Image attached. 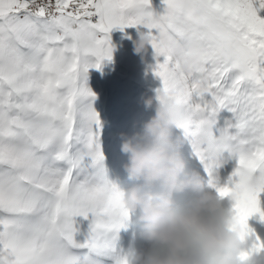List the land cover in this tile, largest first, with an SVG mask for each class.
Returning a JSON list of instances; mask_svg holds the SVG:
<instances>
[{"label":"snow or ice","instance_id":"1","mask_svg":"<svg viewBox=\"0 0 264 264\" xmlns=\"http://www.w3.org/2000/svg\"><path fill=\"white\" fill-rule=\"evenodd\" d=\"M163 3L155 15L151 0H0V264H121L130 214L107 177L86 79L111 60L114 28L140 26L158 58L157 92L179 105L177 129L209 186L238 193L242 261L264 264V240L247 225L253 214L264 221V0ZM222 111L231 115L221 125ZM225 154L237 166L221 184ZM75 217L90 220L83 242Z\"/></svg>","mask_w":264,"mask_h":264},{"label":"clouds","instance_id":"2","mask_svg":"<svg viewBox=\"0 0 264 264\" xmlns=\"http://www.w3.org/2000/svg\"><path fill=\"white\" fill-rule=\"evenodd\" d=\"M133 50L143 56L151 45L147 32L132 41ZM190 55L180 70L191 75L197 43L189 45ZM172 94L156 92L144 100L146 108L156 101L155 115L139 131L120 133V151L127 156L123 171L133 185L120 189L122 202L135 217V238L148 247L123 251L121 264H244L243 228L224 200L208 181L188 166L182 148L185 140L175 134L182 112ZM191 197L180 203L178 194ZM227 198L231 203L235 196Z\"/></svg>","mask_w":264,"mask_h":264},{"label":"rangeland","instance_id":"3","mask_svg":"<svg viewBox=\"0 0 264 264\" xmlns=\"http://www.w3.org/2000/svg\"><path fill=\"white\" fill-rule=\"evenodd\" d=\"M254 7L258 5L254 4ZM155 15L163 14L165 5L163 0H151L149 9ZM258 15L264 18V9L258 11ZM148 30L140 27H130L121 30L114 28L110 33V43L112 45L111 60L105 59L101 62L99 69L92 67L88 69L86 86L91 89L94 98L91 99L92 107L99 116L101 122V142L105 154V167L108 179L119 189H127L133 185L123 171V164L127 161V156L120 151V133L131 135L139 131L142 125L155 115L156 101L153 99V106L146 108L144 100L154 98L158 89L162 87V81L154 73V66L157 63L154 49L148 46L147 52L143 56L138 55L133 50L132 41L138 38L139 32ZM162 62L163 58H159ZM90 61L96 63V58L91 57ZM230 113L222 111L220 114V124L224 118L230 117ZM175 134L180 135L178 129ZM182 153L188 161L191 169L198 171L206 181L207 174L202 165L191 155L190 146L184 143ZM237 162L227 159L216 170V176L220 183H225L235 170ZM213 191H215L212 188ZM191 197L185 192L178 194L176 199L183 203ZM225 207L230 208V202L224 200ZM260 207L264 211V194L260 196ZM78 232L76 240L83 242L87 236L90 220L83 217H75ZM135 217H131L127 227L122 228L118 233V246L123 251L135 246L138 249H145L148 245L135 238L137 226L134 223ZM247 225L256 236L264 240V221L259 214H253L247 220Z\"/></svg>","mask_w":264,"mask_h":264}]
</instances>
